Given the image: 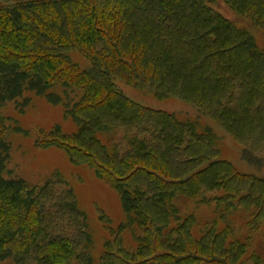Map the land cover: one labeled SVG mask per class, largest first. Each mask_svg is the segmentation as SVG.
<instances>
[{"label": "trees", "instance_id": "obj_1", "mask_svg": "<svg viewBox=\"0 0 264 264\" xmlns=\"http://www.w3.org/2000/svg\"><path fill=\"white\" fill-rule=\"evenodd\" d=\"M223 1L264 30V0ZM212 2L0 0V262L93 264L87 216L62 176L41 185L6 177L18 128L2 110L23 109L35 95L77 126L70 135L42 132L37 144L63 150L120 197L125 220L104 264H264L256 247L261 237L264 248V176L222 159L210 126L117 88L121 81L194 106L262 167L264 48ZM202 206L212 210L199 218Z\"/></svg>", "mask_w": 264, "mask_h": 264}, {"label": "rangeland", "instance_id": "obj_2", "mask_svg": "<svg viewBox=\"0 0 264 264\" xmlns=\"http://www.w3.org/2000/svg\"><path fill=\"white\" fill-rule=\"evenodd\" d=\"M210 6L230 22L248 29L264 48V30L256 27L247 17L238 15L223 0H213ZM70 56L81 69L87 70L90 67L89 62L78 52H71ZM117 88L126 97L145 107L198 119L203 125L210 126L219 138L222 159L230 161L244 173L264 176V153L257 155L263 160L262 167L247 163L242 157L244 145L233 140L218 124L194 106L178 98L158 100L152 89H138L121 81H117ZM30 97L31 103L23 109L12 103L2 110V114L10 119L9 125L18 128L9 136L11 150L6 177L20 178L31 185H41L53 173L60 174L73 189L79 208L87 216L88 232L93 241V264H104L102 257L105 245L108 241L115 240L125 220L120 197L108 183L97 178L91 169L73 165L63 150L56 147L41 148L37 144L42 132L49 133L60 127L64 133L70 135L77 131V126L64 117L61 106L52 105L35 95ZM211 210L208 206H202L198 217L208 216ZM101 216H105L107 222L102 221ZM121 239L128 249L135 246L128 233L121 235ZM256 247L264 249L261 237L256 241ZM252 253L251 251L250 254ZM0 264L15 262L8 259Z\"/></svg>", "mask_w": 264, "mask_h": 264}]
</instances>
